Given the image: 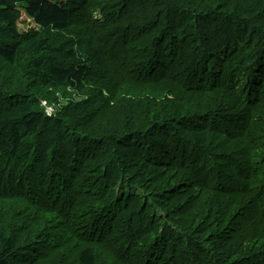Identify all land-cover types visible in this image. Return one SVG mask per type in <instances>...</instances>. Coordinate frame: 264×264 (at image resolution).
<instances>
[{
    "label": "trees",
    "instance_id": "obj_1",
    "mask_svg": "<svg viewBox=\"0 0 264 264\" xmlns=\"http://www.w3.org/2000/svg\"><path fill=\"white\" fill-rule=\"evenodd\" d=\"M0 264H264V0H0Z\"/></svg>",
    "mask_w": 264,
    "mask_h": 264
},
{
    "label": "rangeland",
    "instance_id": "obj_2",
    "mask_svg": "<svg viewBox=\"0 0 264 264\" xmlns=\"http://www.w3.org/2000/svg\"><path fill=\"white\" fill-rule=\"evenodd\" d=\"M29 23H30V19L27 18L25 14H23L19 24L20 30L21 31L27 30V28L29 27ZM46 111L48 112V114L52 115L56 112V107L53 105H49Z\"/></svg>",
    "mask_w": 264,
    "mask_h": 264
},
{
    "label": "bare ground",
    "instance_id": "obj_3",
    "mask_svg": "<svg viewBox=\"0 0 264 264\" xmlns=\"http://www.w3.org/2000/svg\"><path fill=\"white\" fill-rule=\"evenodd\" d=\"M132 143V142H131Z\"/></svg>",
    "mask_w": 264,
    "mask_h": 264
}]
</instances>
